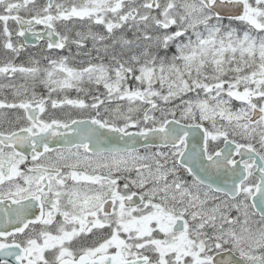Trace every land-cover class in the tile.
<instances>
[{"label":"snow or ice","instance_id":"6c2138e0","mask_svg":"<svg viewBox=\"0 0 264 264\" xmlns=\"http://www.w3.org/2000/svg\"><path fill=\"white\" fill-rule=\"evenodd\" d=\"M0 264H264V0H0Z\"/></svg>","mask_w":264,"mask_h":264},{"label":"flooded vegetation","instance_id":"af4514ba","mask_svg":"<svg viewBox=\"0 0 264 264\" xmlns=\"http://www.w3.org/2000/svg\"><path fill=\"white\" fill-rule=\"evenodd\" d=\"M70 95L75 96V93L74 92L73 93H70ZM237 159H238V157H237Z\"/></svg>","mask_w":264,"mask_h":264},{"label":"rangeland","instance_id":"374dc122","mask_svg":"<svg viewBox=\"0 0 264 264\" xmlns=\"http://www.w3.org/2000/svg\"><path fill=\"white\" fill-rule=\"evenodd\" d=\"M31 50V49H30ZM236 106H239L238 104Z\"/></svg>","mask_w":264,"mask_h":264}]
</instances>
